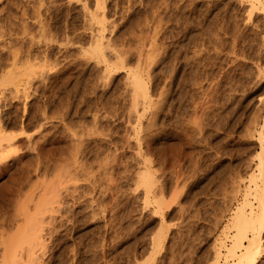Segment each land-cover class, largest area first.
Returning a JSON list of instances; mask_svg holds the SVG:
<instances>
[{"label":"rangeland","instance_id":"rangeland-1","mask_svg":"<svg viewBox=\"0 0 264 264\" xmlns=\"http://www.w3.org/2000/svg\"><path fill=\"white\" fill-rule=\"evenodd\" d=\"M39 1L0 0V54L8 50L10 42L19 59L26 61L28 57L26 65L23 60L20 63H44L42 69L47 66L44 73L48 71L44 76L47 86L43 84L37 93L32 88V98L27 102L14 99L10 91L0 87V126L6 134L21 140L14 150L23 149L12 150L3 161L7 163L0 162V221L13 218L22 208L33 214L35 200L59 193L60 209L52 213L55 223L44 226H53L54 233L49 239L44 233L46 249L36 264H212L217 242L223 239L229 244L223 229L243 201L260 152L258 135L264 126V0H257V9L253 10L254 0H107L103 26L96 19L84 17L88 13L81 8L82 0H72L71 4L67 0H44L38 8ZM87 2H92L89 9H94V0ZM47 9H52L51 19L44 14ZM38 19L47 26L42 27L44 31L39 29ZM53 22L57 24L55 29L50 25ZM95 28L103 37L113 39L117 50L122 46L120 50L127 49L129 66L148 86V106L143 112V105L138 106L141 113L136 134L132 94L124 86L128 82L126 71L120 69L103 82L100 75L104 63L90 59L87 52L84 55L89 58L80 54L84 48L90 50L89 39L98 34L92 31ZM46 30L49 36L44 37ZM55 37L62 43L45 41ZM66 37L71 43L65 42ZM29 40L31 46L39 44L38 48L36 44L30 46L35 52L28 49L34 59L25 50ZM39 48L45 59L38 54ZM139 54L143 61L140 67L136 62ZM26 69L22 73L26 74ZM48 82L54 86L50 88ZM44 87L48 90L43 93ZM24 139L32 140L35 147L27 150ZM141 170L153 173V181H157L147 199L145 189L138 186ZM158 196L164 198L160 204ZM249 201L256 208L252 197ZM7 224L4 230L10 226ZM260 240L255 264H264V233ZM220 261L229 263L223 258Z\"/></svg>","mask_w":264,"mask_h":264},{"label":"bare ground","instance_id":"bare-ground-1","mask_svg":"<svg viewBox=\"0 0 264 264\" xmlns=\"http://www.w3.org/2000/svg\"><path fill=\"white\" fill-rule=\"evenodd\" d=\"M44 2V0H40L38 3H39V5L41 4V5H43L44 3H40V2ZM46 1V0H45ZM75 1H80V3H81V0H75ZM107 0H94V4H93V7L92 8H94V9H89V5H92L91 3L89 4L88 2H87V0H82V3H83V6H81V8H83V11H84V13L86 14V13H88L87 15H84V17L86 18V16L89 18V21H93V20H95V22L98 20V23L101 25V26H103V23H104V21H105V15L106 14H104V12H103V10H104V8H105V2H106ZM252 1V0H251ZM257 0H254V2H252L251 3V9L253 10V9H255V7H256V9H257V6H255V2H256ZM50 2V1H49ZM53 2V0L51 1V3ZM56 2V1H55ZM71 2H72V0H67L66 1V3H68V4H71ZM79 3V4H80ZM88 3V4H87ZM116 3V2H115ZM35 4V3H34ZM50 3H48V5H49ZM58 4V3H57ZM117 4V3H116ZM38 6V8L40 7H42V6ZM66 5V4H65ZM110 5H111V3H110ZM126 5V4H125ZM246 5V4H245ZM258 5V4H257ZM36 6V7H37ZM56 7H57V5H55ZM54 6V7H55ZM60 6V5H59ZM122 6V5H121ZM33 7H35V6H33ZM46 7L47 6H45V9H46ZM53 7V6H52ZM53 7V8H54ZM55 7V9H57ZM62 7H64V6H62ZM67 7H68V5H67ZM79 7H80V5H79ZM115 7H117V6H115ZM114 7V8H115ZM128 7V6H127ZM66 8V7H65ZM190 8V7H189ZM35 9H37V8H35ZM64 9V8H63ZM62 9V10H63ZM106 9H108V8H106ZM43 10V9H42ZM72 10V9H71ZM115 10V9H114ZM130 10V9H129ZM37 11H39V10H37ZM45 11V10H44ZM43 11V12H44ZM51 11H52V9H51ZM50 11V12H51ZM55 11V10H54ZM80 11V10H79ZM86 11V12H85ZM110 11H111V9H110ZM125 11V10H124ZM50 12H48V9H47V13H46V11H45V13L44 14H49L48 15V17L47 18H50L51 19V16L50 15H52V13L50 14ZM56 12V11H55ZM61 12V11H60ZM248 12V11H247ZM252 12V11H251ZM37 14H38V12H36ZM62 13V12H61ZM83 13V14H84ZM30 14V13H29ZM54 14V13H53ZM58 14V13H57ZM60 14V13H59ZM58 14V15H59ZM121 14V13H120ZM138 14V13H137ZM50 16V17H49ZM250 16V15H249ZM40 17H43V20H44V16H40ZM55 17H57V16H55ZM54 17V18H55ZM63 17V16H62ZM61 17V18H62ZM35 18H36V16H35ZM53 18V17H52ZM58 18V17H57ZM64 18V17H63ZM83 18V17H82ZM87 18V19H88ZM248 18H250V17H248ZM56 19V18H55ZM55 19H54V21H55ZM60 19V18H59ZM86 19V20H87ZM107 19V18H106ZM58 20V19H57ZM57 20H56V23H57ZM64 20V19H63ZM84 20V19H83ZM33 21V20H32ZM38 21H39V19H38ZM47 21V20H46ZM51 21H53V20H51ZM59 21V20H58ZM85 21V20H84ZM88 21V20H87ZM86 21V22H87ZM48 22V21H47ZM60 22V21H59ZM59 22H58V24H59ZM62 22V21H61ZM83 22V21H82ZM107 22H109L108 20H107ZM38 23V25L40 26V28L39 29H41L42 27H43V23H42V20L41 21H39V22H37ZM54 23V22H53ZM64 23V22H63ZM93 24L94 22H89L88 24ZM5 24V23H4ZM98 24V25H99ZM12 25V24H11ZM20 25H21V23H20ZM47 25V24H46ZM50 25H53V27H54V25H57V24H50ZM114 25V24H113ZM183 25V24H182ZM39 26H36V27H39ZM90 27H91V25H89ZM93 26V25H92ZM95 26V25H94ZM187 26V25H186ZM185 26V27H186ZM21 27V26H20ZM23 27V26H22ZM21 27V28H22ZM46 28H47V26H45ZM45 27H43V28H45ZM52 27V26H51ZM63 27V26H62ZM66 27V26H65ZM64 27V28H65ZM75 26H73L72 28H74ZM97 27V26H96ZM155 27V26H154ZM182 27V26H181ZM2 28H4V27H2ZM43 28H42V30H43ZM57 29H58V27H56ZM60 28V27H59ZM114 28V27H113ZM1 29V28H0ZM38 29V31H41V30H39ZM53 29H55V27L53 28ZM63 29V28H62ZM67 29V28H66ZM82 29V28H81ZM103 29V28H102ZM155 29V28H154ZM23 30V29H22ZM36 30V29H35ZM50 30V29H49ZM49 30H48V32H49ZM58 30H61V29H58ZM85 30V29H84ZM100 30V29H99ZM110 30V29H109ZM114 30V29H113ZM186 30V29H185ZM44 31V30H43ZM43 31H41V32H43ZM51 31V30H50ZM54 31V30H53ZM52 31V32H53ZM56 31V30H55ZM54 31V32H55ZM62 31H64V30H62ZM94 33L97 31L96 30V28H95V31L94 30H92ZM100 31H102V30H100ZM5 32V31H4ZM37 32V31H36ZM40 32V33H41ZM51 32V33H52ZM65 32V31H64ZM98 32V31H97ZM111 32V31H110ZM171 32V31H170ZM46 33V34H45ZM61 33V32H60ZM67 33V32H66ZM81 33V32H80ZM6 34V33H5ZM43 34H45V35H43L44 37H47V30H46V32H44ZM52 34H54V33H52ZM57 34V33H56ZM58 34H59V32H58ZM77 34V33H76ZM103 34V33H102ZM101 34V32H98V34L96 33L94 36L92 35V37H91V39H89L90 40V44H89V42H88V44H89V48H90V50H85V48H84V51H82L81 50V52H83V53H80V54H83V56H87L88 55V53H89V55H90V57H92V58H90V59H93V58H95V60H97V61H99V60H101L103 63H104V65H103V74H101L100 75V77L101 76H103L102 78H100V79H102L103 80V82L107 79V81L109 80V79H111L112 77H113V74H115L118 70H120V69H124L126 72H125V80H127L128 82H126V81H124V83L126 82V84L124 85L125 86V89H126V85H127V87L129 88L128 90H130V92H128L127 91V93H131L132 95H131V100H132V109H133V112H134V114H135V119H136V121H135V125L136 124H139L140 123V121H139V119H140V109H138V106H142L143 105V108L141 109V111L143 112V111H145V107H147L148 105H146V101H147V99L149 98V89H148V86H147V84H146V81L143 79V77L140 75V74H138V72H136L137 70L135 69L134 70V68H131V66H129V59L130 58H128V51H126L127 49H125V50H120V49H122L123 48V46H122V48H120L119 50H117V48L116 47H118V46H115L116 44H115V42H111V41H113V39L111 40V39H107L105 36L103 37V35ZM112 34V33H111ZM110 34V35H111ZM176 34H178L177 32H176ZM3 35V34H2ZM22 35V34H21ZM23 35H25L24 34V32H23ZM62 35V34H61ZM65 35V34H64ZM73 35V34H72ZM80 35V34H79ZM89 35H91V34H89ZM107 35V34H106ZM27 36H29V35H27ZM35 36V35H34ZM38 36H40V35H38ZM49 36V35H48ZM50 36H52V38H53V35H50ZM56 36V35H55ZM60 36V35H59ZM67 36V35H66ZM2 37V36H1ZM0 37V38H1ZM44 37H42V38H44ZM72 37V36H71ZM154 37V36H153ZM48 38H50V37H48ZM77 38V37H76ZM88 38H90V37H88ZM106 38V39H105ZM23 39V38H22ZM34 39V38H33ZM38 39V38H37ZM61 39H63V38H61ZM65 39V38H64ZM64 39H63V43H64ZM75 39V38H74ZM86 39V38H85ZM156 39V38H155ZM175 39V38H174ZM174 39H173V41H174ZM189 39V38H188ZM31 40V39H30ZM30 40H29V47H27V49L25 48V50L26 51H28V49L29 48H31L32 46H34L36 43H34V45H30V44H32L31 42H30ZM48 41V42H50L51 44H53V43H58V40L59 39H56V37H55V39H45V41ZM70 40H71V38H70ZM70 40H69V38H67L66 37V39H65V42L67 41V43L69 42V43H71L70 42ZM124 40V39H123ZM182 40V39H181ZM192 40V39H191ZM235 40V39H234ZM2 41H3V39H2ZM22 41V40H21ZM26 41H28V40H26ZM31 41H33V40H31ZM60 41V40H59ZM61 43H62V41H60ZM120 42V41H119ZM186 42V41H185ZM184 42V43H185ZM191 42V41H190ZM22 43V42H21ZM49 43V44H50ZM112 43H114V45L113 46H115V49H114V47L112 46ZM117 43V42H116ZM215 43V42H214ZM6 44V43H5ZM45 44V46H49L48 45V43L47 42H45L44 43ZM43 44V45H44ZM59 44V43H58ZM64 44H66V43H64ZM74 44V43H73ZM119 44V43H118ZM187 44V43H186ZM9 45H10V47L8 46V45H6V46H4V47H9V48H11L13 45H11L10 44V42H9ZM155 45V44H154ZM2 46V45H1ZM31 46V47H30ZM35 46H37V44L35 45ZM41 46V45H40ZM52 45H50V47H51ZM61 46V45H60ZM120 46V45H119ZM191 46V45H190ZM3 47V46H2ZM24 47V46H23ZM39 47V44H38V46L36 47V48H38ZM42 48H44L43 46H41ZM68 47V46H67ZM113 47V48H112ZM201 47V46H200ZM206 47V46H205ZM9 48H8V50H9ZM34 48V47H33ZM36 48H35V50H36ZM47 48L48 47H46L45 49H43L44 51H46L47 50ZM109 48H110V50H109ZM164 48V47H163ZM179 48H180V46H179ZM198 48V47H197ZM3 49H5V48H3ZM39 49H41V48H39ZM66 49V48H65ZM75 49V48H74ZM83 49V48H82ZM108 49V50H107ZM124 49V48H123ZM129 49V48H128ZM182 49V48H181ZM200 49V48H199ZM7 50V51H8ZM34 51V49H30V51ZM38 50V49H37ZM60 50H61V47H60ZM184 50V49H183ZM196 50V49H195ZM2 50H0V52H1ZM6 50H4V52H5V54L7 53V54H9V52H7ZM24 51V50H23ZM22 51V52H23ZM42 51V49L40 50V51H38L39 53L38 54H41V58H42V53H40ZM43 51V52H44ZM50 51V50H49ZM109 51V53H107V52ZM136 51H140V50H136ZM193 51V50H192ZM200 51V50H199ZM4 52H3V54H0V60L2 61H0V87H3V90H4V88H6L5 90H8V91H10L11 92V94L13 95V98L14 99H19L20 100V98L21 99H23V100H25L26 102H27V99H29L28 97H31V94L29 93V91H31V89L32 90H34L35 92L37 91V90H39L40 88H41V86L44 84V85H46L47 86V84H46V80L48 79L47 77H44V76H46L47 75V72H46V74L44 73V70H45V67H47V66H43L44 68L42 69V64H44V63H42V64H40V63H36V64H38L37 66H35V64L30 60L31 58H33V57H31L32 55L31 54H33V53H30L29 51V57H31V58H29V63H30V61H31V63L29 64V66L27 65V66H24V65H26V63L25 62H28V57H25V58H27L26 59V61L25 60H23V59H19V58H21V57H17L18 55H16L17 53H15L14 51L12 52V48H11V53L9 54V57H7L8 55L6 54V56L4 57L3 55H5L4 54ZM21 52V53H22ZM25 52V51H24ZM35 52V51H34ZM87 52V53H86ZM152 52V51H151ZM163 52V51H162ZM161 52V53H162ZM2 53V52H1ZM13 53V54H12ZM59 53V52H58ZM60 53H62V55H63V51L62 52H60ZM84 53H86L87 55H84ZM139 53H141V51L139 52ZM196 53V52H195ZM18 54H20V53H18ZM28 54V53H27ZM26 54V55H27ZM38 54H35L34 53V55H35V58H36V60L38 59L37 58V55ZM43 54H45V53H43ZM79 54V55H80ZM142 54V53H141ZM148 54V53H147ZM25 55V56H26ZM33 55V56H34ZM46 55V54H45ZM45 55H43V57L45 56ZM48 55V54H47ZM61 55V56H62ZM67 55V54H66ZM65 55V56H66ZM78 55V56H79ZM129 55H130V53H129ZM133 55V54H132ZM149 55H151V54H149ZM153 55V54H152ZM193 55V54H192ZM200 55H201V53H200ZM2 56H3V58H8V60H7V58L6 59H2ZM28 56V55H27ZM59 56V55H58ZM60 56V57H61ZM76 56V55H75ZM82 56V57H83ZM146 56V55H145ZM148 56V55H147ZM46 57V56H45ZM45 57L44 58H42V59H45ZM69 56H67V58H68ZM84 57V58H85ZM88 58H89V56H87ZM22 58H23V55H22ZM24 58V59H25ZM48 58V57H47ZM57 58V57H56ZM63 58V57H62ZM66 57L64 58L65 60L67 59ZM78 58V57H77ZM80 58V57H79ZM78 58V59H79ZM143 58H144V56H143ZM34 59V58H33ZM32 59V60H33ZM40 59V58H39ZM42 59H40V60H42ZM60 59V58H59ZM73 59H75V58H73ZM81 59V58H80ZM136 59V58H135ZM154 59V58H153ZM189 59V58H188ZM190 59H192V57H190ZM7 60V61H6ZM20 60H23V63H24V65H23V63H20ZM65 60H62V61H64L65 62ZM83 60V59H82ZM147 60V59H146ZM25 61V62H24ZM73 61V60H72ZM84 61V60H83ZM101 61H99L98 62V64H103ZM187 61V60H186ZM198 61V60H197ZM22 62V61H21ZM44 62V61H43ZM61 62V61H60ZM96 62V61H95ZM137 63H135L134 64V67L135 66H137V65H139V67L140 66H142V65H140V64H142L141 62H143V61H141V56H140V54H139V56H138V58H137V61H136ZM173 62V61H172ZM194 62V61H193ZM33 63V64H32ZM46 63V62H45ZM68 63H72L71 61H67V64ZM73 63H74V61H73ZM75 63H76V61H75ZM187 63V62H186ZM28 64V63H27ZM32 64V65H31ZM46 64H48V62L46 63ZM59 64V63H58ZM66 63L65 64H63V65H67ZM77 64H79V62L77 63ZM97 64V63H96ZM100 64V65H101ZM137 64V65H136ZM146 64V63H145ZM183 64V63H182ZM68 65H71V64H68ZM74 65V64H73ZM72 65V66H73ZM99 65V66H100ZM149 65H150V63H149ZM188 65V64H187ZM25 67V68H22V67ZM38 66H41V67H38ZM60 66V65H59ZM198 66V65H197ZM26 69L27 67H29L28 69L29 70H27L28 72L25 74L24 72L22 73V69ZM35 67V68H34ZM61 67H62V64H61ZM64 67H66V66H64ZM69 67V66H68ZM67 67V68H68ZM139 67H135V68H139ZM32 68H34V69H32ZM39 70H38V69ZM143 68V67H142ZM62 69H64V68H62ZM133 69V70H132ZM141 69V68H140ZM16 70H18V71H16ZM20 70V71H19ZM65 70V69H64ZM122 70H120V71H122ZM147 70H148V67H147ZM57 71H59V70H57ZM68 71L69 70H67V73H68ZM74 71V70H73ZM84 71V70H83ZM141 71V70H140ZM186 71V70H185ZM16 72H18L19 74L17 75V73ZM20 72L22 73L21 75H20ZM61 72V71H60ZM75 72V71H74ZM190 72V71H189ZM29 73V74H28ZM78 73V72H77ZM28 74V75H27ZM195 74V73H194ZM22 75H25V77L23 76L22 77ZM27 75V76H26ZM96 76H99V74L97 75L96 74ZM147 76V75H146ZM48 77H49V75H48ZM193 77V76H192ZM195 78V77H194ZM53 78L51 77V82H53V84L55 83L53 80H52ZM105 79V80H104ZM190 79V78H189ZM50 80V79H49ZM48 80V81H49ZM97 80H99V79H97ZM181 81V80H180ZM199 81V80H198ZM45 82V83H44ZM197 82V81H196ZM201 82V81H200ZM49 83V82H48ZM91 83V82H90ZM168 83V82H167ZM50 84V83H49ZM193 84V83H192ZM43 85V86H44ZM52 84H50V88H52V86H54V85H52ZM79 85V84H78ZM163 85V84H162ZM9 86H11V87H9ZM49 86V85H48ZM190 86V85H189ZM9 87V88H8ZM168 87V86H167ZM200 87V86H199ZM198 87V88H199ZM48 88V87H47ZM46 87H44V89H43V93H44V90L46 89V90H48ZM49 88V89H50ZM1 89V88H0ZM164 89V88H163ZM46 90H45V92H46ZM97 90V89H96ZM125 91V90H124ZM123 91V92H124ZM197 91V90H196ZM39 92V91H38ZM41 92H42V89H41ZM40 92V93H41ZM50 92V91H49ZM126 92V91H125ZM124 92V93H125ZM161 92H163V91H161ZM161 92H160V94H161ZM37 93V92H36ZM39 93V94H40ZM5 94V93H4ZM10 94V95H11ZM104 94V93H103ZM159 94V95H160ZM198 94V93H197ZM7 95V94H6ZM33 95H36V94H34L33 93ZM120 95V94H119ZM195 95V94H194ZM39 96V95H38ZM43 96H46V95H43ZM105 96V95H104ZM118 96V95H117ZM162 96V95H161ZM190 96V95H189ZM35 97V96H34ZM40 97V96H39ZM120 97V96H119ZM32 98V97H31ZM122 98V97H121ZM160 98V97H159ZM3 99V98H2ZM45 99V98H44ZM108 99V98H107ZM151 99V98H150ZM179 99V98H178ZM103 100V99H102ZM125 100V99H124ZM83 101V100H82ZM109 101V100H108ZM123 101V100H122ZM129 101V100H128ZM149 101V100H148ZM157 101V100H156ZM177 101V100H176ZM196 101V100H195ZM42 102L43 103H45L43 100H42ZM94 102V101H93ZM104 102V101H103ZM131 102V101H130ZM151 102V101H150ZM159 102V101H158ZM153 103H155V102H153ZM34 104V103H33ZM36 104V103H35ZM130 104V103H129ZM140 104V105H139ZM147 104H148V102H147ZM195 105V104H194ZM130 106V105H129ZM193 106V105H192ZM43 107V106H42ZM112 107V106H111ZM35 108V107H34ZM110 108V107H109ZM108 108V109H109ZM158 108V107H157ZM180 108V107H179ZM36 109V108H35ZM130 109V108H129ZM25 110V109H24ZM111 110H112V108H111ZM110 110V111H111ZM43 111H45V110H43ZM84 111V110H83ZM88 111V110H87ZM104 111V110H103ZM109 111V112H110ZM129 111V110H128ZM41 112V111H40ZM106 112V111H105ZM159 112V111H158ZM100 113V112H99ZM104 113V112H103ZM84 114V113H83ZM108 114V113H107ZM41 115H43V113L41 114ZM45 115V114H44ZM114 115V114H113ZM122 115V114H121ZM143 115V114H142ZM15 116V115H14ZM106 116V115H105ZM153 116V115H152ZM1 117V116H0ZM42 117V116H41ZM95 117H96V115H95ZM98 117V116H97ZM109 117V116H108ZM128 117H129V115H128ZM7 118V117H6ZM92 118V117H91ZM121 118V117H120ZM142 118V117H141ZM146 118V117H145ZM182 118V117H181ZM9 119V118H8ZM113 119V118H112ZM118 119V118H117ZM144 119V118H143ZM149 119V118H148ZM32 120V119H31ZM95 120V119H94ZM97 120V119H96ZM95 120V121H96ZM147 120V119H146ZM151 120V119H150ZM21 121V120H20ZM102 121V120H101ZM116 121V120H115ZM139 123H138V122ZM148 121V120H147ZM94 122V121H93ZM129 122V121H128ZM137 122V123H136ZM186 122V121H185ZM43 123V122H42ZM45 123V122H44ZM95 123V122H94ZM98 123H99V120H98ZM151 123V122H150ZM150 123L148 122V124L150 125ZM180 123V122H179ZM92 124V123H91ZM152 124V123H151ZM2 125V124H1ZM7 125V124H6ZM5 125V126H6ZM67 125V124H66ZM65 125V126H66ZM72 125V124H71ZM135 125H133V126H135ZM153 125V124H152ZM38 126V125H37ZM40 126V125H39ZM38 126V128H41V127H39ZM46 126V125H45ZM162 126V125H161ZM183 126V125H182ZM262 126V125H261ZM61 127H63V126H61ZM67 127V126H66ZM136 127V128H135ZM135 127H133V128H135L136 129V132H135V134L136 133H138V126L136 125ZM140 128V127H139ZM150 128V127H149ZM185 128V127H184ZM261 128V127H260ZM63 129V128H62ZM66 129V128H65ZM131 129V128H130ZM150 129H152V128H150ZM183 129V128H182ZM118 130V129H117ZM133 130V129H132ZM91 131V130H90ZM89 131V132H90ZM186 131V130H185ZM261 131V130H260ZM77 132V131H76ZM88 132V131H87ZM108 132V131H107ZM147 132V131H146ZM80 133V132H79ZM86 133V132H85ZM103 133V132H102ZM114 133V132H113ZM160 133V132H159ZM185 133H187V132H185ZM257 133V132H256ZM46 134V133H45ZM68 134V133H67ZM73 134V133H72ZM82 134V133H81ZM124 134V133H123ZM129 134V133H128ZM146 134V133H145ZM153 134V133H152ZM193 134V133H192ZM49 135V134H48ZM65 135V134H64ZM69 135V134H68ZM106 135V134H105ZM104 135V136H105ZM127 135V134H126ZM138 135V134H137ZM148 135V134H147ZM66 136V135H65ZM82 136V135H81ZM84 136V135H83ZM82 136V137H83ZM87 136V135H86ZM259 137H258V140L260 141L259 143H258V146L260 147L259 148V150H260V152L258 153V156H257V163H256V166H255V169H254V171L252 172V176L250 177V179H249V182H248V184L247 185H249L248 186V189H247V191L245 192V194H243L244 195V198H243V201H241V203L236 207V209L233 211V213H232V216H231V218H230V220H229V224L226 226L225 225V227H224V236H226L225 238L226 239H228L229 240V244H227L226 245V243H225V241H223V239H220L217 243H218V245H216L217 246V249H216V252H215V257H214V261H212V264H219V261L223 258L224 259V261H226V262H228V260H229V263H226V262H224V263H226V264H255V262H256V257H257V254H258V252H257V249H259V246H260V242H261V240H260V237H261V234L262 233H264V126H262V131L259 133V135H258ZM38 137V136H37ZM68 137H70V136H68ZM107 137V136H106ZM145 137V136H144ZM147 137V136H146ZM18 136L16 137V135L15 136H10V135H8V134H6V132L4 131V129L2 128V126H0V162L2 161H4V160H6L7 158H9V154H11V153H15V152H17L18 150H20V149H16V150H14V147H16V143L17 142H21V140L18 138ZM26 138H27V136H26ZM97 138V137H96ZM103 138V137H102ZM125 138V137H124ZM143 138V137H142ZM187 138V137H186ZM83 139V138H82ZM189 139V138H188ZM25 140V139H24ZM37 140H38V138H37ZM47 140V139H46ZM152 140V139H151ZM257 140V141H258ZM32 140H30L29 141V139H27V141L25 140V146L24 147H26L27 148V150H32V148H34L35 147V144H34V147L32 146V142H31ZM40 141V140H39ZM42 141V140H41ZM80 142V141H79ZM85 142V141H84ZM93 142V141H92ZM141 142V141H140ZM144 142V141H143ZM150 142V141H149ZM35 143H37V142H35ZM81 143V142H80ZM89 143V142H88ZM94 143V142H93ZM102 143V142H101ZM125 143H126V141H125ZM142 143V142H141ZM23 144V143H22ZM40 144V143H39ZM39 144H38V146H39ZM78 144V143H77ZM118 144V143H117ZM19 145V144H18ZM21 145V144H20ZM24 145V144H23ZM37 145V144H36ZM51 145V144H50ZM71 145V144H70ZM32 146V148L30 149L29 147H31ZM79 146V145H78ZM93 146V145H92ZM40 147V146H39ZM52 147V146H51ZM71 147V146H70ZM113 147V146H112ZM13 148V149H12ZM42 147H40L39 149H41ZM58 148V147H57ZM74 148V147H73ZM81 148V147H80ZM79 148V149H80ZM99 148V147H98ZM38 149V148H37ZM36 148L34 149L35 151L37 150ZM113 149V148H112ZM12 150H13V152H12ZM87 150V149H86ZM95 150H98V149H95ZM21 152H23V149H21L20 150ZM19 151V152H20ZM24 151H25V149H24ZM38 151V150H37ZM52 151V150H51ZM101 151V150H100ZM103 151V150H102ZM69 152H71V151H69ZM97 152V151H96ZM119 152H122V151H119ZM146 152V151H145ZM9 153V154H8ZM45 153V152H44ZM87 153V152H86ZM107 153V152H106ZM26 153L24 152L23 153V155H25ZM39 154V153H38ZM72 154H74V153H72ZM76 154V153H75ZM103 154V153H102ZM109 154V153H108ZM136 154V153H135ZM69 155V154H68ZM11 156V155H10ZM40 156V155H39ZM42 156V155H41ZM49 156V155H48ZM74 157H75V155H73ZM88 156V155H87ZM110 156V155H109ZM94 157V156H93ZM37 158H38V156H37ZM72 159L71 160H73V157H71ZM113 158V157H112ZM36 159V158H35ZM46 159V158H45ZM63 160H65L64 158H62ZM75 159L76 158H74V162H75ZM81 159V158H80ZM97 159V158H96ZM101 159V158H100ZM109 159V158H108ZM111 159V158H110ZM114 159V158H113ZM62 160V161H63ZM107 160V159H106ZM68 161V160H67ZM125 161V160H124ZM151 161V160H150ZM1 162V163H2ZM65 162V161H64ZM80 162V161H79ZM100 162V161H99ZM105 162V161H104ZM103 162V163H104ZM139 162V161H138ZM144 162H148V161H144ZM152 162V161H151ZM160 162V161H159ZM4 163V162H3ZM5 163H7V162H5ZM4 163V164H5ZM81 163V162H80ZM102 163V164H103ZM106 163H109V162H106ZM124 163V162H123ZM37 164H39V162L37 163ZM36 164V165H37ZM55 164H57V163H55ZM79 164V163H78ZM87 164V163H86ZM100 164V163H99ZM149 164H150V162H149ZM42 165V164H41ZM47 165V164H46ZM82 165V164H81ZM85 165V164H84ZM98 165V164H97ZM107 165V164H106ZM136 165H139V164H136ZM152 166V165H151ZM43 167V166H42ZM63 167V166H62ZM81 167V166H80ZM127 167V166H126ZM142 167H144V166H142ZM70 168V167H69ZM29 169V168H28ZM37 169V168H36ZM63 169H64V167H63ZM110 169V168H109ZM145 169V168H144ZM148 168H146L145 170H147ZM66 170H67V168H66ZM123 170V169H122ZM138 170V169H137ZM149 170V169H148ZM147 170V171H148ZM58 171V170H57ZM56 171V172H57ZM142 172H138L139 174H137V178H138V183H140V184H138V186L139 185H141L142 187H143V189H145V194H144V197L145 196H147L148 194L150 195V193L152 192V191H150V189H153V187H152V185H153V182H154V184L157 182V181H153V180H155V178L153 179L152 177V175L151 174H153V173H151V172H147V171H144V170H141ZM45 175V174H44ZM59 177L60 176H58V179H59ZM92 179H94V178H92ZM134 180H137V179H134ZM90 181V180H89ZM93 181V180H92ZM53 182V181H52ZM55 182V181H54ZM160 182V181H159ZM50 184H51V182H50ZM44 185H47V183L46 184H44ZM55 185H56V182H55ZM54 185V188H56V186ZM156 185V184H155ZM164 185V184H163ZM247 185H246V187H247ZM49 186V185H48ZM140 186V187H141ZM154 186V185H153ZM252 186L254 187L253 189H252ZM152 187V188H151ZM156 187V186H155ZM47 188V187H46ZM57 188H58V186H57ZM138 188V187H137ZM160 189V188H159ZM21 190V189H20ZM55 190H57V189H55ZM251 190H253V191H251ZM144 191V190H143ZM157 191V190H156ZM170 191V190H169ZM46 192H47V190H46ZM58 192V191H57ZM49 193V192H48ZM47 193V194H48ZM52 193H54V189H52ZM73 193V192H72ZM158 193V195L160 194L159 192H157ZM156 193V194H157ZM10 194V193H9ZM51 194V193H50ZM50 194H48V195H50ZM57 194H59V193H57ZM55 195V193L52 195L51 194V196H48V195H43V197H40L38 200H35L36 202H35V205H34V212H33V214H27V209L25 208V210L22 208L21 209V211L22 212H17V214H15L14 215V217L13 218H10V219H12V220H10V219H6V218H2V220L0 221V227H1V230H0V264H36L37 263V261H38V259L40 258V256L42 255V257H43V254H42V252L41 251H43V250H45L46 248V242L45 241H47L48 239H49V237H51L52 235V233H54L53 231H52V228H53V226H51V228H48V230H47V228H45L44 229V226H47V223H49L50 225H52L53 223H55V220L53 219V218H55V214L53 215L52 213H54L55 212V210H58V209H60L59 208V204H60V202H59V198H60V196H59V198L57 197L58 195ZM163 194V193H162ZM26 195V194H25ZM24 195V196H25ZM155 196V195H154ZM159 196H161V195H159ZM158 196V197H159ZM26 197V196H25ZM24 197V198H25ZM250 197H252V199H254L255 200V202L257 203V206H256V208H253L254 206H253V204L252 203H250ZM146 198V197H145ZM160 198V197H159ZM159 198H157V199H159ZM35 199V198H34ZM147 199V198H146ZM155 199V198H154ZM153 200V199H152ZM156 200V199H155ZM161 200H164V198L162 199V197L159 199V204H160V201ZM15 201V200H14ZM143 201H144V199H143ZM148 201V200H147ZM147 201L145 202V203H147ZM102 202V201H101ZM157 202V203H158ZM15 204V203H14ZM24 204V203H23ZM64 204H66V203H64ZM99 204V203H98ZM156 204V203H155ZM21 205V204H20ZM148 205V204H147ZM19 206V205H18ZM159 205H157L156 207H158ZM25 207H27V206H25ZM107 207H108V205H107ZM160 207H162V205H160ZM15 208H16V206H15ZM31 208H32V206H31ZM112 208V207H111ZM18 209H20V208H18ZM30 209V208H29ZM13 210H14V208H13ZM24 210V211H23ZM100 210V209H99ZM155 210H157V209H155ZM160 210H162L161 208H160ZM160 210H157V212L158 211H160ZM19 211V210H18ZM161 212V211H160ZM28 213H29V211H28ZM31 213V212H30ZM67 213V212H66ZM156 213V212H155ZM53 215V217H52V215ZM13 215V214H12ZM48 215V216H47ZM70 217V216H69ZM230 217V216H229ZM1 218V217H0ZM58 218V217H57ZM66 218V217H65ZM112 218H114V217H112ZM122 218V217H121ZM59 220H60V218H59ZM63 220V219H62ZM117 220V219H116ZM47 221V222H46ZM54 221V222H53ZM61 222V221H60ZM112 222V221H111ZM7 223H9V224H7ZM45 223H46V225H45ZM7 224V226L8 225H10V226H8V227H6V230H4V226ZM49 224H48V226H49ZM107 224V223H106ZM113 227V226H112ZM61 228V227H60ZM117 228H118V226H117ZM54 229V228H53ZM59 229V228H58ZM113 229V228H112ZM120 229V228H119ZM111 230V229H110ZM56 231V230H55ZM44 233H46L47 235H48V239H46L45 237L47 236L46 234H44ZM57 233H58V231H57ZM55 235V234H54ZM229 235V236H228ZM157 235H155V238H158V237H156ZM158 236H159V234H158ZM58 237V236H57ZM160 237V236H159ZM163 238V237H162ZM52 239V238H51ZM152 240V239H151ZM154 240V239H153ZM157 240V239H156ZM159 240V239H158ZM152 243L154 242H156V241H151ZM153 243V244H154ZM152 244V245H153ZM158 245V244H157ZM154 246V245H153ZM37 247H38V249H37ZM261 248V247H260ZM35 249H37V250H35ZM52 251V250H51ZM53 252V251H52ZM224 252V253H223ZM44 253V252H43ZM45 254V253H44ZM51 255H52V253H51ZM50 255V256H51ZM54 255V254H53ZM57 257V256H56ZM51 258V257H50ZM125 258V257H124ZM151 258V257H150ZM41 259V258H40ZM45 260H46V258H44ZM54 260V259H53ZM56 260V259H55ZM129 260V259H128ZM47 261H48V259H47ZM146 261H149V260H146ZM46 262V261H45ZM221 262V261H220ZM43 263V262H42ZM47 263V262H46ZM45 263V264H46ZM156 263V262H155Z\"/></svg>","mask_w":264,"mask_h":264}]
</instances>
